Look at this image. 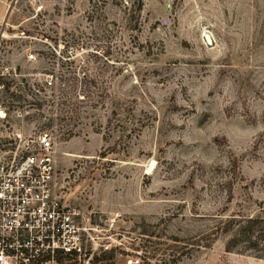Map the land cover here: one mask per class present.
<instances>
[{
  "label": "rangeland",
  "instance_id": "1",
  "mask_svg": "<svg viewBox=\"0 0 264 264\" xmlns=\"http://www.w3.org/2000/svg\"><path fill=\"white\" fill-rule=\"evenodd\" d=\"M0 22V133L52 134L113 264H264L224 226L264 213V0H0Z\"/></svg>",
  "mask_w": 264,
  "mask_h": 264
},
{
  "label": "built area",
  "instance_id": "2",
  "mask_svg": "<svg viewBox=\"0 0 264 264\" xmlns=\"http://www.w3.org/2000/svg\"><path fill=\"white\" fill-rule=\"evenodd\" d=\"M6 34L0 26V41ZM27 58L36 59V50L28 47ZM5 75L0 70L1 90L10 87ZM46 81L53 83L49 78ZM7 116V106L0 103V118ZM0 136L15 138L11 145L7 144L13 141L0 140V264H113L124 253L116 249L122 240L56 188L52 134L43 131L36 143L18 130ZM133 260L126 254L119 264Z\"/></svg>",
  "mask_w": 264,
  "mask_h": 264
},
{
  "label": "trees",
  "instance_id": "3",
  "mask_svg": "<svg viewBox=\"0 0 264 264\" xmlns=\"http://www.w3.org/2000/svg\"><path fill=\"white\" fill-rule=\"evenodd\" d=\"M7 84L10 83L7 81ZM30 90L36 94L32 86H30ZM261 214H244L239 217L232 215L226 221L225 230L232 231V235L227 241V249H234L239 244H242L246 249L264 248V215Z\"/></svg>",
  "mask_w": 264,
  "mask_h": 264
},
{
  "label": "crops",
  "instance_id": "4",
  "mask_svg": "<svg viewBox=\"0 0 264 264\" xmlns=\"http://www.w3.org/2000/svg\"><path fill=\"white\" fill-rule=\"evenodd\" d=\"M0 23H1V22H0ZM0 25H2V23H1Z\"/></svg>",
  "mask_w": 264,
  "mask_h": 264
}]
</instances>
